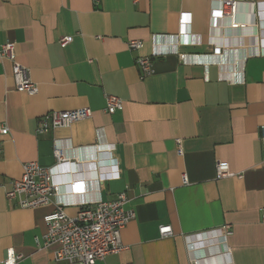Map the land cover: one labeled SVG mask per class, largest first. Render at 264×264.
I'll return each instance as SVG.
<instances>
[{"label": "crops", "instance_id": "1", "mask_svg": "<svg viewBox=\"0 0 264 264\" xmlns=\"http://www.w3.org/2000/svg\"><path fill=\"white\" fill-rule=\"evenodd\" d=\"M222 1L0 0V44H15L38 86L18 91L0 59L1 264L11 249L17 264H71L56 260L58 244L44 247L56 204L7 199L25 163L55 165V144L76 163L59 173L69 216L122 193L134 213L126 249L96 264H264V0H231V19ZM139 56L152 58L151 75ZM107 96L123 108L107 114ZM80 108L93 117L36 134L44 115ZM218 162L235 176L217 179ZM225 227L227 240L209 234Z\"/></svg>", "mask_w": 264, "mask_h": 264}, {"label": "built area", "instance_id": "2", "mask_svg": "<svg viewBox=\"0 0 264 264\" xmlns=\"http://www.w3.org/2000/svg\"><path fill=\"white\" fill-rule=\"evenodd\" d=\"M231 0L222 1L221 15L224 18H234L236 6L233 7ZM72 36L60 40V45L65 48L73 42ZM131 51H141L144 43L139 40H131L128 43ZM0 59L10 61L13 65V75L16 89L26 92L30 96L38 93V86L31 78L30 70L17 61L15 44L11 42L0 44ZM137 65L144 77L153 73L151 57L139 56ZM123 100L116 96L106 97V113L113 115L123 108ZM93 117L90 108H80L72 111H52L39 120L36 134L46 135L57 129H68L75 123L89 120ZM262 131L264 128L261 129ZM0 134H9L6 126H0ZM264 147V135L262 136ZM179 154H182L181 141H177ZM56 163L52 167H42L37 162H28L23 165L22 178L14 182L13 189L7 193V199L17 202L22 209H36L56 204L55 210L44 217L48 232L45 236L44 247L58 244L56 252L57 261H68L71 264H96L103 261L110 254H117L126 249L122 241V231L134 218V213L127 210V196L122 193L113 201H98L85 205L76 217H71L66 212V203L58 201L61 194L59 183L60 172L64 171L71 162L65 155L64 150L58 145L54 146ZM217 179L235 176L226 162L216 164ZM187 183L186 175L183 176ZM159 232L162 238L174 236L171 226H160ZM219 235L227 240L232 234L230 227H225L209 234ZM22 259L14 250L8 251L7 259L3 264H17ZM1 264V263H0ZM192 264H198L193 261Z\"/></svg>", "mask_w": 264, "mask_h": 264}]
</instances>
